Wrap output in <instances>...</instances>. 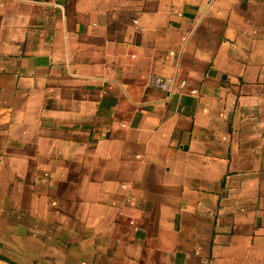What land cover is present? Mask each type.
I'll use <instances>...</instances> for the list:
<instances>
[{"label":"crops","instance_id":"1","mask_svg":"<svg viewBox=\"0 0 264 264\" xmlns=\"http://www.w3.org/2000/svg\"><path fill=\"white\" fill-rule=\"evenodd\" d=\"M0 264H264V0H0Z\"/></svg>","mask_w":264,"mask_h":264},{"label":"built area","instance_id":"2","mask_svg":"<svg viewBox=\"0 0 264 264\" xmlns=\"http://www.w3.org/2000/svg\"><path fill=\"white\" fill-rule=\"evenodd\" d=\"M156 83L163 89H170L171 85L174 83V79L172 77H168L166 79H157ZM181 85H183V82H181Z\"/></svg>","mask_w":264,"mask_h":264}]
</instances>
